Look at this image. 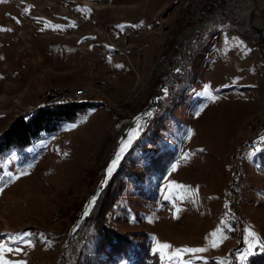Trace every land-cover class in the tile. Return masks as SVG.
<instances>
[{
  "label": "rangeland",
  "instance_id": "374dc122",
  "mask_svg": "<svg viewBox=\"0 0 264 264\" xmlns=\"http://www.w3.org/2000/svg\"><path fill=\"white\" fill-rule=\"evenodd\" d=\"M246 1L0 2V29H11L0 30V135L59 92L103 81L81 99L87 107L72 122L21 154H0V243L22 249L6 259L106 264L110 249L96 248L90 222L64 247L66 238L123 131L156 96L147 137L134 142L110 188L104 229L132 239L153 264H179L157 251V241L172 246L166 252L208 249L184 254L191 264H247L264 251V147L243 156L239 215L245 232L222 235L230 150L250 126L264 122V74L258 69L264 65V0H249L259 34L248 15H240ZM109 23L113 45L98 34ZM99 44L108 49L110 65L118 63V74L98 72L91 56ZM84 71L92 73L91 81L78 83ZM21 172L27 175L13 182Z\"/></svg>",
  "mask_w": 264,
  "mask_h": 264
},
{
  "label": "trees",
  "instance_id": "16d2710c",
  "mask_svg": "<svg viewBox=\"0 0 264 264\" xmlns=\"http://www.w3.org/2000/svg\"><path fill=\"white\" fill-rule=\"evenodd\" d=\"M160 100L158 103V109H161L162 111H160L162 113L164 109H162V102ZM86 107L87 104L82 101L59 103L50 100L45 105L33 109L24 116L18 117L0 135V154L8 151H14L17 154L23 153V151L38 139L55 134L63 123L72 122ZM146 132L147 130H144L141 136L136 140L138 143L141 141L140 139L147 137ZM136 141L134 145H138ZM130 153L131 148L121 161L106 187L100 193L95 206L76 231L78 235L88 222L92 224L91 226L94 229H97L96 233L98 234V240L96 248L105 246L110 249V253L104 252V254L108 253V256L106 257L107 260H104L106 264L109 261H111L112 264H122L124 262H126L125 264H153V262H155L148 256L147 252L141 253L138 248V250H135L133 240L129 237L121 234H114L109 230L104 229V206L110 202V188L115 179L123 172V166ZM76 232L74 234H76ZM132 250L134 251L131 252ZM247 264H264V251L253 255Z\"/></svg>",
  "mask_w": 264,
  "mask_h": 264
},
{
  "label": "built area",
  "instance_id": "2783aa9c",
  "mask_svg": "<svg viewBox=\"0 0 264 264\" xmlns=\"http://www.w3.org/2000/svg\"><path fill=\"white\" fill-rule=\"evenodd\" d=\"M112 31L113 27L109 23L105 27L104 32L101 29L100 31H98V34L99 36H101L102 41H106L107 43H111V45H113L111 39H109ZM91 59H93L97 64L98 72L103 70H110V58L109 56H105L104 52H98L97 50H95V52L91 56ZM104 66H107V68H105ZM258 69L262 74H264V65L262 66V68ZM115 74L118 73L115 72ZM95 82L99 83V85H85L80 89H72L59 92V94L54 96V101L59 102L60 100H68V98L89 97L93 95L94 92L98 90V88L103 87V81L96 80ZM262 138H264V122L253 124L248 128V130L243 133L240 146H238L236 149V157L231 158V167L235 168V171L238 170L241 159H243V156L247 154L250 148L262 146L264 144V139ZM227 188L228 196H225V213L227 214V218H229V222L233 223L235 227L241 231L242 229H244V225L241 218H239L238 205H234L235 191L240 188V186H237V179H235V175H233V177H228Z\"/></svg>",
  "mask_w": 264,
  "mask_h": 264
},
{
  "label": "bare ground",
  "instance_id": "6f19581e",
  "mask_svg": "<svg viewBox=\"0 0 264 264\" xmlns=\"http://www.w3.org/2000/svg\"><path fill=\"white\" fill-rule=\"evenodd\" d=\"M240 11V15L242 17L247 16L250 11H254V5L253 3L246 1V3L244 4V6L239 9ZM98 52H104L105 56H109L108 53V49L106 48L105 44H99L97 46L96 49ZM112 70V71H111ZM109 73H111L112 75H115V72H118L115 66L110 65V70H108ZM80 89V88H78ZM84 97H80V98H68V100H60L59 103H66L69 101H81V99H83ZM149 109L145 110L143 115L141 117H139L138 119H136L133 123H131V125L129 126V128L127 129L125 136L119 138L117 146H116V150H114L113 156L111 157V159L109 160L104 174L107 176L108 173V169L109 167L112 166V162L114 160L117 159V156L120 153V149L121 147L128 143L141 129L143 123H144V119L146 118V116L149 113ZM240 142H241V138L237 141V143L234 144V146L232 147V149L230 150V157H229V164H228V168H227V180L225 183V186L223 187V200H222V206H221V217L223 220V230H222V235H223V239H232L233 236H235L236 233H239L240 230L238 228L235 227V225L233 223L229 222V218H227V214L225 213V205H226V197L228 196V188H227V184H228V177H233V175H235V179H237V186H240L239 189H237V191H235V197H234V205H238V210L240 212V189H241V183H242V179H243V173H244V162L243 159H241L240 165L238 170L235 171V168L231 167V158L232 157H236V149L238 146H240ZM264 147V144L262 146H256V147H252L250 148V150L248 152H251L257 148H261ZM247 152V153H248ZM96 191V190H95ZM95 194H92L90 196V198L87 200L86 203V208H88L92 203V201L94 200ZM240 218V215H239ZM245 229L241 230V233L244 234ZM242 237V236H240ZM236 238V237H235Z\"/></svg>",
  "mask_w": 264,
  "mask_h": 264
},
{
  "label": "snow or ice",
  "instance_id": "6c2138e0",
  "mask_svg": "<svg viewBox=\"0 0 264 264\" xmlns=\"http://www.w3.org/2000/svg\"><path fill=\"white\" fill-rule=\"evenodd\" d=\"M0 2H2V0H0ZM47 26H48V23L46 22L45 23V27H47ZM54 27L57 28V29H60V26H54ZM0 30L11 31V29H0ZM204 91H205V93L209 94L210 98L214 99V97H211V93L209 92V86H205ZM201 111H202V109H201ZM198 114L199 113H197V115ZM262 139H264V138H262ZM129 145H130V142L124 144L121 147V149H120V153L122 154L127 149V147H129ZM119 158L120 157L118 155L117 159L112 162V166L109 167V169L107 170L109 175L114 170L116 164L118 163ZM183 159H185V160L188 159L187 154H185ZM173 171H175V168H173ZM22 175H27V172H21L19 175H16V176L12 177L11 179L14 182L15 180L19 179L20 176H22ZM172 183L174 184V182H172ZM177 187L185 188L186 186H179L178 185ZM168 198L169 197L166 195L165 199H168ZM94 202L95 201H92L91 203H94ZM178 211H180V210L177 209V212ZM25 235H30V234H25ZM211 235L215 236L216 233H212ZM249 235H253V233L250 232ZM11 240L13 242H16L17 240H23V237L22 236L21 237H11ZM26 243H27V246H29V247L33 246L32 242L30 240L26 241ZM261 243H264V241H261ZM212 247H218V244L214 242L212 244ZM251 247L252 246L250 245V248ZM171 248H172L171 245H169L167 243H160V242L157 241V251L159 253H161L162 256L166 255L167 259L170 260V261L173 260V259L179 261V264H191V261H183V259H182L183 255L186 254V253H192V254L203 253V252H206L208 250L207 248H184V249H174L171 252H166V250L171 249ZM13 251L19 253V252L22 251V249L19 248V247L13 249V248L9 247L8 245H6L4 243H0V264H26L25 261H10L9 259H6V253H11Z\"/></svg>",
  "mask_w": 264,
  "mask_h": 264
},
{
  "label": "water",
  "instance_id": "95a60500",
  "mask_svg": "<svg viewBox=\"0 0 264 264\" xmlns=\"http://www.w3.org/2000/svg\"><path fill=\"white\" fill-rule=\"evenodd\" d=\"M253 15H254V11L252 10V11H250V13L248 14L247 22H248V24L251 25V27L255 30V32H256L257 34H259V33L263 32V29L258 28V27H256V26L252 25V23H253ZM161 89L165 91L166 87H165V86H162ZM159 98H160V97H158V96L154 97L152 104H151L149 107H146V108H145L143 111H141L139 114H137V115L133 118V120L130 122V124L126 127V129L123 131V134L121 135V137L125 136V133H126L127 129L129 128V126L131 125V123H133L136 119H138L139 117H141V116L143 115V113H144L145 110H148V109L150 110L149 113H148V115H147L146 118L144 119V123H143L141 129L139 130V132H138V133H137V134H136V135H135V136L129 141V142H130L129 147H127V149H126L122 154L119 153V157H120V158H119L118 163L116 164L114 170L111 172L110 175L108 174V175L106 176V175L104 174L103 177L101 178V180H100V182H99V185H98L96 191L93 193V194H95V197H94V200H93V201H95V202L92 203L88 208H86V203H87V202L85 203L84 208H83L82 211L80 212L78 218L76 219L75 223L73 224V226L71 227V229H70V231H69V233H68V235H67V238H66V244H65L64 247L67 246V243H68V241H69V238L72 236V234H73L74 232L77 231V229L79 228V226L81 225V223L83 222V220L89 215V213L91 212V210H92L93 207L95 206V204H96V202H97V200H98V198H99L100 193H101L102 190L106 187L107 183L109 182V180L112 178V176H113L114 173L116 172L117 168L119 167L121 161L124 159V157H125V155L127 154V152L130 150V148L132 147V145L134 144V142H135V141L141 136V134H142V132L144 131V128L146 127V125H147L149 119L152 117V115H153V113H154V111H155V108H156V106H155V102H156ZM129 142H128V143H129ZM115 150H116V149H115Z\"/></svg>",
  "mask_w": 264,
  "mask_h": 264
},
{
  "label": "crops",
  "instance_id": "0c3cea01",
  "mask_svg": "<svg viewBox=\"0 0 264 264\" xmlns=\"http://www.w3.org/2000/svg\"><path fill=\"white\" fill-rule=\"evenodd\" d=\"M113 34V33H112ZM113 36V35H112ZM118 37H115V39H114V42H116L117 44H118V41H120V39L122 38V34H119L118 33V35H117ZM114 38V37H113ZM97 43V42H96ZM95 43V44H96ZM94 44V45H95ZM79 49V48H78ZM135 51H136V49H135ZM137 55V54H136ZM78 58V57H77ZM77 61H78V59H77ZM116 66L115 67H117L118 69H120V67H118V63L117 64H115ZM90 74V75H89ZM86 73L85 71H84V73H83V75H84V77H85V80L84 81H81V79H82V77H81V75L80 74H78L77 75V80H79L80 79V81L78 82V83H88V82H90L91 80H90V76H92L91 74V72L90 73ZM81 77V78H80ZM89 77V78H88ZM86 81V82H85Z\"/></svg>",
  "mask_w": 264,
  "mask_h": 264
}]
</instances>
